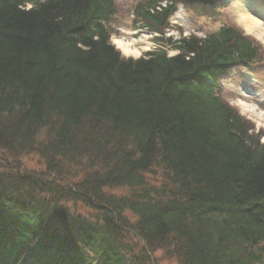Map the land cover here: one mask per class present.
<instances>
[{
    "label": "trees",
    "instance_id": "1",
    "mask_svg": "<svg viewBox=\"0 0 264 264\" xmlns=\"http://www.w3.org/2000/svg\"><path fill=\"white\" fill-rule=\"evenodd\" d=\"M221 2L138 1L162 46L134 58L115 0H0V149L48 168L0 170V264H264V141L221 95L262 50L230 23L165 36L178 3Z\"/></svg>",
    "mask_w": 264,
    "mask_h": 264
},
{
    "label": "rangeland",
    "instance_id": "2",
    "mask_svg": "<svg viewBox=\"0 0 264 264\" xmlns=\"http://www.w3.org/2000/svg\"><path fill=\"white\" fill-rule=\"evenodd\" d=\"M115 1L121 10V19L113 23V26L116 29L112 34L113 44L115 43V38L120 39L122 37H132L138 39L141 36H144L146 41L150 43V47L143 52L144 54L157 48L158 46H162L160 42L158 43L154 39L158 36V34H154V32L145 28L138 27L142 25V21H136L133 14V8L140 0ZM253 1L255 4L258 3L260 5H264V0ZM240 5V3L236 5L235 0H224V8L220 11V13H217V15H212L207 10H201L200 13H197L198 11L192 7H188L187 10L184 7H181L180 10H178V12L171 17V25L167 28L165 36L177 39L180 36L196 34L204 37L206 33L217 30L220 25L230 23L257 42V45L263 53V62L242 67L241 69H235L229 80L224 82V91L221 95L237 111L253 123L255 132L262 134V140L264 141V42L254 36V33L252 34L247 32L243 23L239 19ZM249 11V14L251 15H254V13L257 12L253 10ZM262 22L264 24V21ZM121 53L126 57H134L126 55L122 51ZM169 53L174 55L177 53V50L169 49ZM244 105L250 106L251 109H246ZM15 156L14 154H10L0 149V170L12 169L26 175L41 174L48 170L45 159L36 155L34 152ZM76 174L77 173L74 174V171H72L67 181H75L76 177L74 176ZM147 178L153 184H159L162 180L161 176L153 174ZM59 183L64 184L62 181H59ZM113 192L117 195H122L128 193L129 190L126 188H118L113 190ZM65 206L74 214L87 217L94 214L93 209L88 208L81 203L68 201L65 203ZM129 217L132 220V216L130 214ZM130 237L133 241L138 243L139 246L144 247L143 243L140 245V241H138L136 236L130 235ZM149 255L155 264H179L175 257L171 256L170 253L162 249L155 252H149Z\"/></svg>",
    "mask_w": 264,
    "mask_h": 264
},
{
    "label": "bare ground",
    "instance_id": "3",
    "mask_svg": "<svg viewBox=\"0 0 264 264\" xmlns=\"http://www.w3.org/2000/svg\"><path fill=\"white\" fill-rule=\"evenodd\" d=\"M249 2L253 3L252 1L247 0V3ZM235 3L241 4L239 9V19L243 23L247 32L254 33V36L264 42V24L259 20V16L249 14L243 0H235ZM258 11L259 14L264 15V7L259 6ZM114 42L124 54L134 57L142 55V53L150 47V43L146 41L144 36H141L138 39L132 37H122L120 39L115 38ZM244 107L249 110L251 109L248 105H244Z\"/></svg>",
    "mask_w": 264,
    "mask_h": 264
}]
</instances>
